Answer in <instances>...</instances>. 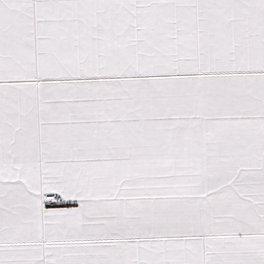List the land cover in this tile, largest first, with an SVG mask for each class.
Wrapping results in <instances>:
<instances>
[{
    "label": "snow or ice",
    "instance_id": "snow-or-ice-1",
    "mask_svg": "<svg viewBox=\"0 0 264 264\" xmlns=\"http://www.w3.org/2000/svg\"><path fill=\"white\" fill-rule=\"evenodd\" d=\"M0 264H264V0H0Z\"/></svg>",
    "mask_w": 264,
    "mask_h": 264
}]
</instances>
